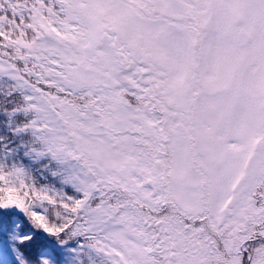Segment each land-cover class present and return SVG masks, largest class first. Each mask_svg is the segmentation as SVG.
I'll list each match as a JSON object with an SVG mask.
<instances>
[{"label": "snow or ice", "instance_id": "snow-or-ice-1", "mask_svg": "<svg viewBox=\"0 0 264 264\" xmlns=\"http://www.w3.org/2000/svg\"><path fill=\"white\" fill-rule=\"evenodd\" d=\"M0 264H264V0H0Z\"/></svg>", "mask_w": 264, "mask_h": 264}]
</instances>
